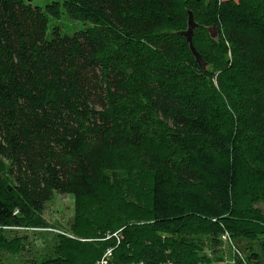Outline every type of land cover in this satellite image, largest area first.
<instances>
[{
	"label": "trees",
	"instance_id": "trees-1",
	"mask_svg": "<svg viewBox=\"0 0 264 264\" xmlns=\"http://www.w3.org/2000/svg\"><path fill=\"white\" fill-rule=\"evenodd\" d=\"M56 195L24 264H262L264 0H0V251Z\"/></svg>",
	"mask_w": 264,
	"mask_h": 264
},
{
	"label": "rangeland",
	"instance_id": "rangeland-1",
	"mask_svg": "<svg viewBox=\"0 0 264 264\" xmlns=\"http://www.w3.org/2000/svg\"><path fill=\"white\" fill-rule=\"evenodd\" d=\"M264 214V202L258 205ZM45 221L51 226L47 230H7L6 236L10 239L14 237L24 238L25 251L22 255H12L8 252L0 251L2 264H24L32 259H41L51 254L59 234L74 237V227H76L75 199L68 195H56L49 203L43 214ZM236 244L242 255H247L248 251L257 253L264 264V246L260 241L250 242L238 240ZM110 257V251L105 256ZM103 264V263H102ZM231 264V263H220Z\"/></svg>",
	"mask_w": 264,
	"mask_h": 264
},
{
	"label": "water",
	"instance_id": "water-1",
	"mask_svg": "<svg viewBox=\"0 0 264 264\" xmlns=\"http://www.w3.org/2000/svg\"><path fill=\"white\" fill-rule=\"evenodd\" d=\"M196 27H197V25H196L192 15L190 14L189 22H188V30L183 34V36L187 40V42L189 44L190 51L193 54V56L195 57L196 61L200 65H202L201 56L199 55V53L196 51V49L194 48V46L192 44V36H193V32H194Z\"/></svg>",
	"mask_w": 264,
	"mask_h": 264
},
{
	"label": "built area",
	"instance_id": "built-area-1",
	"mask_svg": "<svg viewBox=\"0 0 264 264\" xmlns=\"http://www.w3.org/2000/svg\"><path fill=\"white\" fill-rule=\"evenodd\" d=\"M104 264V262H102Z\"/></svg>",
	"mask_w": 264,
	"mask_h": 264
}]
</instances>
